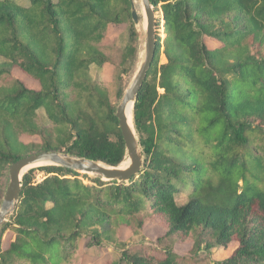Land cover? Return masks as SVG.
I'll return each mask as SVG.
<instances>
[{
	"label": "trees",
	"instance_id": "16d2710c",
	"mask_svg": "<svg viewBox=\"0 0 264 264\" xmlns=\"http://www.w3.org/2000/svg\"><path fill=\"white\" fill-rule=\"evenodd\" d=\"M150 2L163 12L166 36L162 43L156 35L133 110L142 170L129 181L90 184L61 166L30 169L17 210L0 226V264H76L85 235L97 245L117 243L120 227L140 235L146 220L166 227L158 243L192 237L199 251L236 240L233 254L214 264H264V0ZM132 4L0 0V205L9 167L21 157L56 150L113 166L125 161L115 100L138 56ZM122 24L129 25L125 45L108 34ZM107 63L115 66L112 83L91 73ZM16 67L40 88L16 78ZM24 135L40 141L26 143ZM38 169L46 172L41 181ZM8 230L15 238L3 247ZM104 264L194 263L179 261L168 244L162 253L125 251Z\"/></svg>",
	"mask_w": 264,
	"mask_h": 264
},
{
	"label": "rangeland",
	"instance_id": "374dc122",
	"mask_svg": "<svg viewBox=\"0 0 264 264\" xmlns=\"http://www.w3.org/2000/svg\"><path fill=\"white\" fill-rule=\"evenodd\" d=\"M22 4H29L30 0H16ZM133 5L135 6L138 14H139V22L135 23L134 26L137 32V43H138V56L132 67H130L129 73L124 75V79L122 82V87L127 88L130 84L132 78L134 77L144 54L145 49V40H146V28L141 27V23L143 20V15L145 13L144 7L141 3V0H133ZM157 21L160 18V26L157 27V34L161 36V40L163 43V39L165 38L164 27H163V12L161 8L156 12ZM129 25H111L108 30L109 38L111 40H118V43L121 45H125L129 36ZM207 44L211 48H215L218 43L209 38H206ZM164 47L162 46V49ZM1 59V58H0ZM167 58L162 53L160 58V63H166ZM114 69L115 66L113 64L107 63L103 68H98L96 66H92L91 73L94 78L99 80H104L106 82H114ZM13 75L22 80L29 88L39 89L40 85L35 80L29 77L23 70L16 67L13 70ZM114 95L116 97L117 86H112ZM160 92H163V89H159ZM125 92V91H124ZM121 98H116L115 102L117 104L120 103ZM40 115L44 121H46V115L44 110H40ZM135 126V125H134ZM136 130V129H135ZM137 133V132H136ZM22 140L26 143L30 142H39V136H28L24 135ZM40 166H36L34 168H38ZM83 174V173H82ZM88 177L81 178L85 183L94 184L92 181L94 178H97V175L86 174ZM46 176V172L42 169L36 170V181H41ZM105 181V180H104ZM188 200L187 192L180 194L177 197L178 203H185ZM166 227L160 221H151L146 220L143 232L140 235H135L131 232L129 228L126 226H122L118 229L119 242L117 243H102L97 245L93 243L87 235L80 241V249L78 253V259L76 260V264H104L111 257H120L125 251H139L144 252L148 250L149 253H162L164 252V247H167L169 244L171 246V250L176 254L179 261L182 262H192L194 264H214L215 262H222L230 257L234 250L238 247V242L236 240L232 241L229 246L225 247L221 244H218L214 241H211V245L207 248L206 244L203 243L202 247L199 251H195V240L192 237H188L186 239H182V237L176 238L173 242V239L164 240L162 243H158L157 240L159 237H163L166 234ZM15 238L14 232L8 230L4 234V242L3 247H6L8 243ZM251 264H257L254 261H249Z\"/></svg>",
	"mask_w": 264,
	"mask_h": 264
},
{
	"label": "water",
	"instance_id": "95a60500",
	"mask_svg": "<svg viewBox=\"0 0 264 264\" xmlns=\"http://www.w3.org/2000/svg\"><path fill=\"white\" fill-rule=\"evenodd\" d=\"M141 3L147 16L144 54L116 110V117L126 146V159L128 158L129 163L125 167H121L123 162L117 166H113L102 161L79 157L56 150H44L21 157L9 167L8 183L0 205V226L4 222L9 221L10 217L17 210L22 192L23 176L36 166L56 165L83 174L97 175L105 181L116 180L118 182L129 181L142 170L144 153L139 137L129 124L127 108L131 105L134 110L139 91L154 61L157 40V15L150 0H141ZM132 17L135 23L139 22V14L134 5L132 7Z\"/></svg>",
	"mask_w": 264,
	"mask_h": 264
},
{
	"label": "bare ground",
	"instance_id": "6f19581e",
	"mask_svg": "<svg viewBox=\"0 0 264 264\" xmlns=\"http://www.w3.org/2000/svg\"><path fill=\"white\" fill-rule=\"evenodd\" d=\"M146 26H147V16H145V14H144L143 20L141 23V27L144 29V28H146ZM127 116L129 118V124L131 125L134 132L136 133L135 126H134V119H133V108L131 105L127 108ZM136 135H137V133H136ZM128 163H129V160L127 158V159H125V161H123V163L121 164V167H125Z\"/></svg>",
	"mask_w": 264,
	"mask_h": 264
}]
</instances>
